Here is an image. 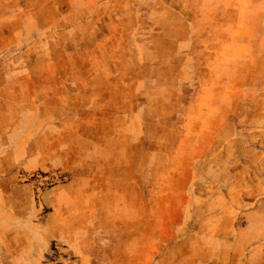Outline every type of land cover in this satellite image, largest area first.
I'll use <instances>...</instances> for the list:
<instances>
[{"label": "rangeland", "instance_id": "1", "mask_svg": "<svg viewBox=\"0 0 264 264\" xmlns=\"http://www.w3.org/2000/svg\"><path fill=\"white\" fill-rule=\"evenodd\" d=\"M0 264H264V0H0Z\"/></svg>", "mask_w": 264, "mask_h": 264}]
</instances>
